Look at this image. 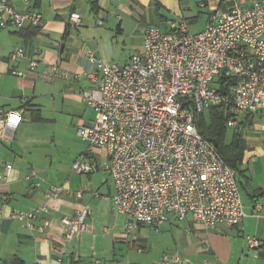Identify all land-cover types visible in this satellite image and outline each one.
<instances>
[{
  "label": "crops",
  "instance_id": "1",
  "mask_svg": "<svg viewBox=\"0 0 264 264\" xmlns=\"http://www.w3.org/2000/svg\"><path fill=\"white\" fill-rule=\"evenodd\" d=\"M254 1L17 0L14 3L19 11L39 13L42 23L0 30V109L23 113L14 139L0 140V211L9 215L12 210L30 211L47 204L50 212L41 214L36 222V226L46 227L43 233L0 216V264L10 262L15 255L26 264H57L59 254H63L65 264L72 259L83 264H95V259L101 264H121L118 258L125 251L123 245H145L141 237L137 236L135 241L126 237L129 220H123L114 207L115 187L104 150H92L94 173H72V164L88 147L79 138L77 129L91 126L96 117L82 99V92L95 86L86 76L100 75L87 51L122 67L133 55L143 52V31L148 26L166 30L169 21L184 20L190 28L204 19V27L194 31L198 33L205 29L214 13H227L235 7L247 10ZM74 13L81 16L82 26L73 27L70 23ZM98 20L103 22L101 26ZM18 49H23L25 56L21 61L12 60L11 54ZM120 54L127 57L119 58ZM32 60L39 62L35 72L28 70ZM52 65L86 76L81 80L59 78L47 82L42 74ZM14 71L28 75L20 77ZM258 120L264 122L256 114L245 113L240 122L246 143L244 175L239 178L242 195L244 191L247 199V202L243 199L246 218L237 226L220 224L212 229L192 218L186 221L171 218L164 231L181 239L179 264H230L233 257L240 260L239 264L264 261V136L259 140L246 137L248 131L260 128ZM31 171H35L37 178L27 180ZM55 186L67 188L73 194L63 192L59 199L47 200L46 194ZM85 186L87 191L78 199L75 192ZM86 205L91 208L87 218L90 231L66 243L61 220ZM142 228L143 225L139 234ZM161 230L163 227L158 231ZM247 237L256 238L262 247L249 248ZM138 252L142 253V248L138 247Z\"/></svg>",
  "mask_w": 264,
  "mask_h": 264
},
{
  "label": "built area",
  "instance_id": "2",
  "mask_svg": "<svg viewBox=\"0 0 264 264\" xmlns=\"http://www.w3.org/2000/svg\"><path fill=\"white\" fill-rule=\"evenodd\" d=\"M16 1L0 0V30L41 25L39 13L17 10ZM70 23L82 26L81 16L72 14ZM97 24L103 22L98 20ZM143 41V52L122 67L87 51L100 75H85L95 86L84 90L82 99L96 117L91 126L77 129L88 147L72 164V173L91 175L96 171L92 150L100 148L107 153L115 187L113 204L119 214L129 217L125 226L129 240L137 239L135 232L140 226L158 231L171 218H192L207 229L241 224L247 214L237 173L199 133L195 112L202 114L212 106H223L227 124L234 128L245 113L264 120V0L254 1L247 10L235 7L227 13L216 12L198 33L190 32L184 20L169 21L166 30L148 26ZM24 56V50L18 49L11 59L21 61ZM38 67L39 62L32 60L28 70L35 72ZM85 76L57 65L42 74L47 82ZM219 77L233 81L229 92L215 86ZM186 99L191 102L187 106ZM22 118L21 110L0 109L1 141L14 139ZM34 178L37 174L31 171L27 180ZM63 192L72 193L55 186L45 197L59 199ZM84 192H75V196L81 199ZM90 209L86 205L61 220L66 243L90 231ZM49 212L48 205L42 204L30 211L12 210L9 215L0 211V216L43 233L46 227H38L36 222ZM246 241L251 249L260 247L256 238L247 237ZM180 257L178 253L166 254L157 264H179ZM94 262L101 264L99 259ZM57 264H65L63 254L58 255Z\"/></svg>",
  "mask_w": 264,
  "mask_h": 264
},
{
  "label": "rangeland",
  "instance_id": "3",
  "mask_svg": "<svg viewBox=\"0 0 264 264\" xmlns=\"http://www.w3.org/2000/svg\"><path fill=\"white\" fill-rule=\"evenodd\" d=\"M204 11V10H202ZM206 12V11H204ZM204 27V19L200 20L197 24L191 25L190 32L195 33L194 31H198L199 29H202ZM128 52H125V55H128ZM124 54H120L118 57H124L126 58ZM114 64V63H112ZM117 65V64H116ZM205 118L207 122H210V114L207 112L205 114ZM258 126H260L257 131H248L247 136L251 139H260L262 136H264V129L261 130V127L264 126V122L261 120H258L257 122ZM235 134V128L227 126V142H230L233 138V135ZM88 187H83L77 190L79 191H87ZM243 199L244 202H247L246 194L243 191ZM120 217L123 220H129V217L125 215H120ZM167 226V225H165ZM165 226H163V230L161 231H155L149 228L148 226H143L140 234H139V228L136 230V234L138 237H141L143 239L142 241L145 243L143 246H134V244H125L123 247L125 248V251L123 253H120L121 257L119 256L118 261H121V264H157L161 258L165 255H173L177 253H181V250L178 248V244L180 243V238H174L173 235L168 232L166 233ZM138 242V241H137ZM136 242V244H137ZM138 247L142 248V253L138 252ZM117 249H120L119 246H117ZM255 255V254H253ZM236 257H233L231 259L230 264H239L240 260L236 261ZM245 264H264V261L257 260Z\"/></svg>",
  "mask_w": 264,
  "mask_h": 264
},
{
  "label": "trees",
  "instance_id": "4",
  "mask_svg": "<svg viewBox=\"0 0 264 264\" xmlns=\"http://www.w3.org/2000/svg\"><path fill=\"white\" fill-rule=\"evenodd\" d=\"M71 25V24H70ZM220 85L221 90L229 92V88L233 87V81L226 78L219 77L215 82V86ZM185 105L191 102L186 99ZM209 112L210 122H207L205 114ZM206 113L197 114L195 112V122L199 133L207 140H217L219 146L217 151L224 161L233 168L237 173L238 183L242 189V182L239 180L244 175L242 172V165L244 161V153L246 150V143L244 140L243 128L239 124L235 128V134L230 142H227V126L228 116L223 106H212ZM262 247V246H260ZM4 264H26L19 256H14L10 262ZM70 264H83L81 261L72 259Z\"/></svg>",
  "mask_w": 264,
  "mask_h": 264
},
{
  "label": "water",
  "instance_id": "5",
  "mask_svg": "<svg viewBox=\"0 0 264 264\" xmlns=\"http://www.w3.org/2000/svg\"><path fill=\"white\" fill-rule=\"evenodd\" d=\"M212 143L214 144V146L217 148L219 146L217 140H213Z\"/></svg>",
  "mask_w": 264,
  "mask_h": 264
}]
</instances>
